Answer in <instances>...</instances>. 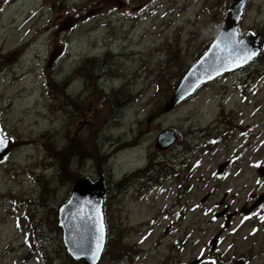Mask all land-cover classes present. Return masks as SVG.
<instances>
[{"label":"rangeland","instance_id":"obj_1","mask_svg":"<svg viewBox=\"0 0 264 264\" xmlns=\"http://www.w3.org/2000/svg\"><path fill=\"white\" fill-rule=\"evenodd\" d=\"M230 2L0 0V264H82L57 209L99 175V264H264V203L240 212L264 194V0L239 24L260 35L262 71L255 60L163 107ZM165 129L177 142L158 151Z\"/></svg>","mask_w":264,"mask_h":264},{"label":"water","instance_id":"obj_2","mask_svg":"<svg viewBox=\"0 0 264 264\" xmlns=\"http://www.w3.org/2000/svg\"><path fill=\"white\" fill-rule=\"evenodd\" d=\"M246 0H232L225 24L208 46L207 50L191 65L164 106V111L170 112L184 99L192 95L202 84L212 81L223 73L233 71L246 65L242 59L250 52L258 55L261 46H255L259 35L252 37L246 34L238 41L237 25L242 15ZM243 41V44H239ZM239 51L234 52V49ZM240 66L236 67L235 64ZM176 141L173 130L167 129L159 133L156 141L158 150H166ZM8 140L0 147V157L6 153ZM221 168H218V172ZM259 177L264 176V167H258ZM105 188L102 178L96 183H90L86 179H78L72 187L66 203L58 209V226L62 229L63 245L67 254L75 261L82 260L83 264H98L102 256L106 242V229L103 220L102 203ZM264 201V195L256 198L247 209H241L245 215ZM230 216L227 217V220ZM103 224V244L98 258H93L92 252L96 248L97 238L100 233L98 226ZM218 235L211 240L212 249L215 248ZM235 264H244L237 261Z\"/></svg>","mask_w":264,"mask_h":264},{"label":"snow or ice","instance_id":"obj_3","mask_svg":"<svg viewBox=\"0 0 264 264\" xmlns=\"http://www.w3.org/2000/svg\"><path fill=\"white\" fill-rule=\"evenodd\" d=\"M239 44H243V41H240ZM234 52L239 51V49H234ZM255 52H250L246 55V57H244L242 59V62L246 63L248 60L252 59V57L255 55ZM236 67H239L240 64L236 63L235 64ZM7 137L6 135L3 133L2 129H0V147L4 146V144L6 143ZM257 167H259V165H257ZM17 227H19V224L17 225ZM98 231L100 233L99 237L97 238V244H96V248L95 250L92 252V256L93 258H98L100 251L102 250V244H103V224L101 223L98 226Z\"/></svg>","mask_w":264,"mask_h":264},{"label":"trees","instance_id":"obj_4","mask_svg":"<svg viewBox=\"0 0 264 264\" xmlns=\"http://www.w3.org/2000/svg\"><path fill=\"white\" fill-rule=\"evenodd\" d=\"M192 63V62H191ZM190 63V64H191ZM189 64V65H190ZM251 67H254L253 68V70L255 71V72H261L262 71V63H260L259 61H255L254 62V64L251 66ZM183 74V73H182ZM182 74H181V76H182ZM68 104H66V105H62V109H64V110H66L67 108H68V106H67ZM108 244H107V246H105V248H106V250L104 251V253L107 251V250H110L111 249V240H108V242H107Z\"/></svg>","mask_w":264,"mask_h":264}]
</instances>
